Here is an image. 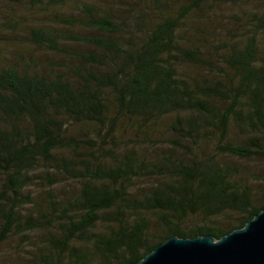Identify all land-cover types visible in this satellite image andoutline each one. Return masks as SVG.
I'll list each match as a JSON object with an SVG mask.
<instances>
[{"label":"trees","instance_id":"trees-1","mask_svg":"<svg viewBox=\"0 0 264 264\" xmlns=\"http://www.w3.org/2000/svg\"><path fill=\"white\" fill-rule=\"evenodd\" d=\"M2 1L45 11L0 32L8 264L135 263L264 210V0Z\"/></svg>","mask_w":264,"mask_h":264},{"label":"water","instance_id":"water-1","mask_svg":"<svg viewBox=\"0 0 264 264\" xmlns=\"http://www.w3.org/2000/svg\"><path fill=\"white\" fill-rule=\"evenodd\" d=\"M130 264H264V210L219 240L211 235L173 236Z\"/></svg>","mask_w":264,"mask_h":264},{"label":"rangeland","instance_id":"rangeland-1","mask_svg":"<svg viewBox=\"0 0 264 264\" xmlns=\"http://www.w3.org/2000/svg\"><path fill=\"white\" fill-rule=\"evenodd\" d=\"M65 1L68 4L67 10L69 12H76L77 8H79L84 3L94 2L98 4L99 6L104 5L107 7L108 5L113 4L117 0H65ZM260 3L261 2H259L258 4ZM32 11L33 9L31 8L29 4L16 5L10 2H5V1L0 0V32H8L3 22L12 16L13 17L19 16L21 18L20 20H23L25 22L34 21L35 17L38 18V16H41L42 18H44L43 17V14H45L44 10H38L37 15L32 13ZM0 47H1L0 52L4 53L5 52L4 50H6V48L3 49L2 45H0ZM248 164H250L251 166L253 165L252 163H248ZM16 245H17L16 242H14L0 249V263L1 264L3 263L8 264L11 261L16 262V259H17V257L15 256L16 255V251H15Z\"/></svg>","mask_w":264,"mask_h":264}]
</instances>
